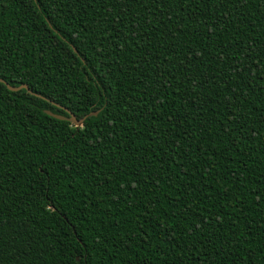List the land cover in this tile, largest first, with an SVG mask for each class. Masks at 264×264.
Returning a JSON list of instances; mask_svg holds the SVG:
<instances>
[{
	"label": "trees",
	"instance_id": "16d2710c",
	"mask_svg": "<svg viewBox=\"0 0 264 264\" xmlns=\"http://www.w3.org/2000/svg\"><path fill=\"white\" fill-rule=\"evenodd\" d=\"M0 78V264H264V0H0Z\"/></svg>",
	"mask_w": 264,
	"mask_h": 264
},
{
	"label": "water",
	"instance_id": "95a60500",
	"mask_svg": "<svg viewBox=\"0 0 264 264\" xmlns=\"http://www.w3.org/2000/svg\"><path fill=\"white\" fill-rule=\"evenodd\" d=\"M75 50V49H74ZM76 51V50H75ZM0 83L4 84L10 91L12 92H18V91H21V90H27L29 93L33 94L32 91H30V89L28 88L27 85H21V86H18V87H13L11 86L10 84H8L6 81H4L3 79L0 78ZM35 96L37 97H40L42 99H45L44 97L38 95V94H34ZM67 113H68V117L66 116H62V115H58V114H55L49 110H45V113L47 115H49L50 117H53L55 119H58V120H61V121H67V122H70L71 124L75 125L76 127H81V125L84 124L85 120L91 116H97L98 115V112H95V113H91L87 116H85L83 119H80L78 120L75 115L73 113H71L69 110L63 108Z\"/></svg>",
	"mask_w": 264,
	"mask_h": 264
},
{
	"label": "snow or ice",
	"instance_id": "6c2138e0",
	"mask_svg": "<svg viewBox=\"0 0 264 264\" xmlns=\"http://www.w3.org/2000/svg\"><path fill=\"white\" fill-rule=\"evenodd\" d=\"M199 85H197V84H194L193 85V87L195 88V87H198ZM262 122H264V121H262ZM83 125H81V127H82ZM70 171V170H69ZM56 209H55V206L53 205V211H55ZM161 227H163V225H161ZM196 231H199V229H195ZM138 231H140V230H138ZM187 235H189V236H191L192 235V231H189V232H187L186 233ZM190 252L191 251H193L194 250V245L192 246V247H189V249H188ZM221 250H223V249H221ZM84 259V261H85V264H87V258L86 257H84L83 258Z\"/></svg>",
	"mask_w": 264,
	"mask_h": 264
}]
</instances>
